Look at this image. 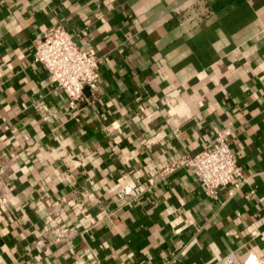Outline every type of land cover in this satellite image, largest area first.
<instances>
[{
	"label": "crops",
	"instance_id": "1",
	"mask_svg": "<svg viewBox=\"0 0 264 264\" xmlns=\"http://www.w3.org/2000/svg\"><path fill=\"white\" fill-rule=\"evenodd\" d=\"M55 25L101 59L76 108L34 59ZM220 127L236 185L213 198L192 167L161 172ZM249 250L264 257V0H0V264H221Z\"/></svg>",
	"mask_w": 264,
	"mask_h": 264
},
{
	"label": "built area",
	"instance_id": "2",
	"mask_svg": "<svg viewBox=\"0 0 264 264\" xmlns=\"http://www.w3.org/2000/svg\"><path fill=\"white\" fill-rule=\"evenodd\" d=\"M34 59L48 71L50 79L62 89L67 97L68 105L76 108L84 98V88H94L99 82V64L101 59L93 50L81 48L70 33L60 25L45 30L34 42ZM34 107L43 108L40 102H33ZM231 130L220 127L216 130L210 145L191 155H181L161 166V172H170L186 165L193 169L204 190L213 198H218V190L222 185L237 184L243 176L241 166L237 162L234 151L229 145ZM129 186H123L118 194H129ZM50 231L55 240L69 236L71 232L65 228L54 227ZM221 264H264V257L249 250L238 260L234 252L219 259Z\"/></svg>",
	"mask_w": 264,
	"mask_h": 264
}]
</instances>
